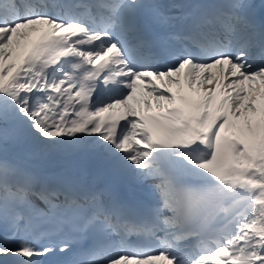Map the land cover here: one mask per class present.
I'll list each match as a JSON object with an SVG mask.
<instances>
[{"label":"snow or ice","instance_id":"snow-or-ice-1","mask_svg":"<svg viewBox=\"0 0 264 264\" xmlns=\"http://www.w3.org/2000/svg\"><path fill=\"white\" fill-rule=\"evenodd\" d=\"M0 264H264V0H0Z\"/></svg>","mask_w":264,"mask_h":264},{"label":"rangeland","instance_id":"rangeland-1","mask_svg":"<svg viewBox=\"0 0 264 264\" xmlns=\"http://www.w3.org/2000/svg\"><path fill=\"white\" fill-rule=\"evenodd\" d=\"M15 152H18L20 154H23V149L22 148H17V149H14ZM47 168H58L60 169V164L58 162H49L47 165H46Z\"/></svg>","mask_w":264,"mask_h":264},{"label":"bare ground","instance_id":"bare-ground-1","mask_svg":"<svg viewBox=\"0 0 264 264\" xmlns=\"http://www.w3.org/2000/svg\"><path fill=\"white\" fill-rule=\"evenodd\" d=\"M48 170L55 172V171H58L59 169L58 168H48Z\"/></svg>","mask_w":264,"mask_h":264}]
</instances>
